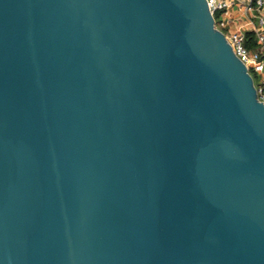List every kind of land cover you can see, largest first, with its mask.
<instances>
[{"label": "water", "instance_id": "1", "mask_svg": "<svg viewBox=\"0 0 264 264\" xmlns=\"http://www.w3.org/2000/svg\"><path fill=\"white\" fill-rule=\"evenodd\" d=\"M0 264H264V102L207 0H0Z\"/></svg>", "mask_w": 264, "mask_h": 264}, {"label": "built area", "instance_id": "2", "mask_svg": "<svg viewBox=\"0 0 264 264\" xmlns=\"http://www.w3.org/2000/svg\"><path fill=\"white\" fill-rule=\"evenodd\" d=\"M215 25L223 30L234 52L244 61L248 71H264V0H207ZM236 8L240 15L230 12ZM220 13V18L217 19ZM246 30H252L256 46L246 42ZM257 97L264 102V83H254Z\"/></svg>", "mask_w": 264, "mask_h": 264}, {"label": "trees", "instance_id": "3", "mask_svg": "<svg viewBox=\"0 0 264 264\" xmlns=\"http://www.w3.org/2000/svg\"><path fill=\"white\" fill-rule=\"evenodd\" d=\"M246 42L250 46H256L257 45V40L255 38L254 32L252 30H246ZM253 76V75H252ZM264 83V81H263Z\"/></svg>", "mask_w": 264, "mask_h": 264}, {"label": "rangeland", "instance_id": "4", "mask_svg": "<svg viewBox=\"0 0 264 264\" xmlns=\"http://www.w3.org/2000/svg\"><path fill=\"white\" fill-rule=\"evenodd\" d=\"M220 17L221 16H220V13H219L218 16H217V19H219ZM252 75H253V81H254V83H258L261 80L264 81V71L261 72V73H256V72L252 71Z\"/></svg>", "mask_w": 264, "mask_h": 264}, {"label": "crops", "instance_id": "5", "mask_svg": "<svg viewBox=\"0 0 264 264\" xmlns=\"http://www.w3.org/2000/svg\"><path fill=\"white\" fill-rule=\"evenodd\" d=\"M230 12L233 14L234 17H237L240 15V12L236 8H232Z\"/></svg>", "mask_w": 264, "mask_h": 264}]
</instances>
